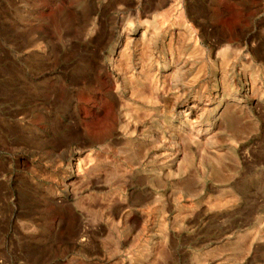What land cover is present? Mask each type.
Instances as JSON below:
<instances>
[{
    "label": "rangeland",
    "instance_id": "1",
    "mask_svg": "<svg viewBox=\"0 0 264 264\" xmlns=\"http://www.w3.org/2000/svg\"><path fill=\"white\" fill-rule=\"evenodd\" d=\"M155 8L188 25L182 51L194 60L144 89L159 98L156 121L138 101L135 152L127 140L108 147L110 50ZM226 45L238 55L221 121L162 166L142 135L174 116L179 126L175 101L195 96L206 129L211 61ZM95 136L107 143L96 174L86 168ZM0 264H264V0H0Z\"/></svg>",
    "mask_w": 264,
    "mask_h": 264
},
{
    "label": "bare ground",
    "instance_id": "2",
    "mask_svg": "<svg viewBox=\"0 0 264 264\" xmlns=\"http://www.w3.org/2000/svg\"><path fill=\"white\" fill-rule=\"evenodd\" d=\"M163 3L164 4H162V6H158L157 9L164 7L167 4V2H163ZM157 9H156V12L154 13V15H152L153 20L150 21L151 18L149 20L146 19L137 25L130 23L128 26L130 28L128 30L124 29L126 32L120 33V35H119L116 43L114 44L112 50H110V54L108 57V63H109V68L114 73V78H113L114 80L113 81H115V86L109 90L108 95H109L110 101H111L112 106H113V111L109 112L110 110H108V113H107L108 117L105 118L106 120H108V123L103 124L106 127V129L104 127H103V129H105V132H106V130H108L110 132V139H111L110 141L111 142H109L108 144L106 143V136L103 137L104 139L102 137L96 138V136H95V138L93 137V139L91 140V142H90L91 146L89 145L91 147V149L88 151V154H87L91 163L89 162V165L86 168H88L90 166L91 169H89V170L94 172L95 174L97 172L101 173V171L103 169L102 164L104 163V161L100 155V150L103 149L106 144L109 145L108 147H112L115 144L120 143V141H123V140L126 141L127 140L129 142L128 145H130L128 147L130 148L131 151L134 150V152H135L136 148L134 149V146H136V145H134L133 138L135 137V135L137 133V128H135L137 126V124H136L137 121L135 118L136 114H134L133 109L134 108L136 109V104L138 101L143 103V105L141 104L140 107L141 106L144 107V111L146 112L145 117L147 118V120H150L151 123H153V121H156V120H154V118L156 117V116L154 117V115H155L156 107H157V106H155V104L157 103L156 101L159 98L155 101L152 96H150V95L148 96L144 93V89L146 87L150 86L153 91H154V89L159 90L160 81L162 79V78L160 79L159 75L163 76L165 73H168L169 71L173 70L172 68L176 64H180V66L183 69L188 65L189 62L194 60L192 58L193 56L191 54H187V53L182 51L183 48L186 45H188L190 43V41L192 40V39H189L188 42L186 41L187 39L185 40V37H186L185 32H187L185 30H187L188 27H186V26H188V25H186L184 21H180L175 26L166 23L167 20L165 22H163L164 21L163 19H162L163 21H160L159 17L165 16L164 18H166L168 16V15L166 16V14H168V12H166V10H165L164 13H159V11ZM167 11H169V10H167ZM130 22H132V21H130ZM175 28H177V32H176L177 36H175L177 39L174 42V39H173L174 35L173 34H175V33L173 32V30L175 31L176 30ZM225 47L226 48L223 49L221 51V53L219 52V54H217L216 59L211 61V64L213 67L212 81L215 83V88L212 91L213 95H214V100L212 102V105H215V106L212 109L210 108L211 110L209 112H210L211 116L208 119V123H206V129H205V125H202V124L204 123L207 110H205V108L202 107V103H203V101H201L202 98L198 99L199 97H197V100H196V98H195L196 96L194 95L195 97L193 96L194 97L193 100H189V99L185 100L184 99L185 101L183 103L181 102V104L179 101H177V102L175 101L176 107H178V108L181 107L184 110L183 111L184 113L182 112V114H181V115H183V119L178 122L179 126H177L175 124V117L176 116H174V118L172 117L169 120L166 119L165 121L162 122L161 126L163 127V129H165L163 132H160L161 131L160 130L157 135L149 133V134H151V136H149V135L147 136V134L146 135L141 134L145 138L147 137L148 140L150 137L151 138L150 141H153L155 147H158L160 149L158 156L157 155H154V156H157L156 158L159 159V162L162 166L166 165V163L169 161V159L172 156L178 155L179 151L176 152L177 150L183 149V151L187 152L185 148H187V147L191 148L192 146H196V147L199 146L201 143V140L197 139L195 134H199L201 132L202 133L205 132L207 134V133H209V130H211L213 126H215V125L217 126L218 122L221 121V118L223 116L222 107L225 105L226 100H228V98H229V97H227L228 95L222 90L221 86L223 84L224 78L226 77L225 75L227 73V70L229 68H233L235 66V56L234 55H238L236 52V49L232 48V46L226 45ZM180 51H181V54L179 53ZM232 56H234V57H232ZM230 58H232V59H230ZM197 60L198 59L196 58L194 62H196ZM194 65H195V63H194ZM180 68H178V69H180ZM183 73H184V71H183ZM176 78L178 79V76ZM193 82H195V81L193 80ZM187 83H188V81H187ZM121 86L124 87V90L121 89ZM156 94H154V95H156ZM127 96L129 98H127ZM233 99L235 101L238 100L236 97ZM239 101H241V100H239ZM74 104L75 103H73V101L71 100V102H69L70 108ZM107 105H109V104H107ZM112 106H111V108H112ZM74 109H77V105L76 106L74 105ZM103 121H105V120H103ZM146 129L147 128L145 127V132H147ZM171 131H173V132L175 131V133H174V135L172 134L173 136H172V139L170 138L171 139V143H170V142H168L167 137L164 136V133L171 132ZM149 132H152V131L150 130ZM204 141H206V137H205ZM150 143H152V142H150ZM206 144L207 143H205L204 146ZM173 146L175 147V151H173V149H174ZM207 146L208 145H206V147ZM95 147H98V148L95 149ZM203 149L204 148H202V149L200 148V151ZM82 150H83V147H82ZM203 152H204V150H203ZM132 153L133 152H131V154ZM189 153H190V151H189ZM137 155H139V154L134 153L133 157L134 158L136 157V159H137ZM204 157H206V155L203 156V158ZM86 159H87V157H86ZM158 159H156V160H158ZM76 161H77V165L79 167H81V169H83V165H82L83 161L80 158V154L78 155ZM103 166H104V164H103ZM104 169H105V166H104ZM114 169L116 170V168H114ZM159 169L161 171L160 172V174H161L164 171V168H159ZM84 170H86V169H84ZM81 175H79V177ZM154 175H156V174H154ZM112 176H113V174H112ZM124 178L126 179V177H124ZM134 178H136V177H134ZM161 178H163V176ZM158 179H160V178H158ZM132 182H134V181H132ZM74 223H75V218H73V217L69 218V226H68V228L67 227L66 228L73 230L75 227Z\"/></svg>",
    "mask_w": 264,
    "mask_h": 264
}]
</instances>
